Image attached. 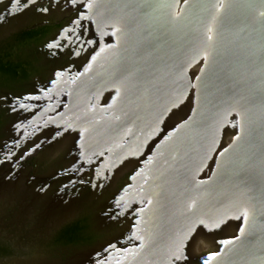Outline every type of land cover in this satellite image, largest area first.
Instances as JSON below:
<instances>
[{
    "label": "water",
    "instance_id": "obj_1",
    "mask_svg": "<svg viewBox=\"0 0 264 264\" xmlns=\"http://www.w3.org/2000/svg\"><path fill=\"white\" fill-rule=\"evenodd\" d=\"M73 1L88 7L100 36L117 32L114 47L100 42L104 51L79 88L89 95L83 115L66 126L81 132L85 159L103 157V175L145 155L116 202L121 215L145 208L137 215L142 244L101 264H174L193 235L219 237L235 225L237 238L195 263L264 264V0ZM111 89L118 102L91 112L90 95ZM38 203L25 218L20 201H0V227L16 224L41 242L49 219L38 216Z\"/></svg>",
    "mask_w": 264,
    "mask_h": 264
},
{
    "label": "flooded vegetation",
    "instance_id": "obj_2",
    "mask_svg": "<svg viewBox=\"0 0 264 264\" xmlns=\"http://www.w3.org/2000/svg\"><path fill=\"white\" fill-rule=\"evenodd\" d=\"M89 16L88 7L73 0H0V201H20L25 218L32 213L31 203L39 202L38 216L49 219L38 243L26 240L28 230L16 224L0 227V248L9 252L0 255V264L9 259L19 264H101L109 255L142 244L137 215L145 208L121 215L116 202L142 168L145 155L103 175V157L85 159L81 132L66 126L83 115L79 109L89 95L79 88L87 86L82 81L104 51L100 42L106 41L108 48L116 45L117 30L100 36ZM119 97L114 89L93 93L88 108L109 109ZM211 171L206 169L199 180L208 179ZM73 222L86 226L83 241L52 247V237ZM240 232L235 225L224 228L219 237L197 233L184 248V257L173 263L196 264L217 253L219 242L237 238ZM70 250L77 252L73 259L62 256ZM36 252L63 258L41 263L32 259Z\"/></svg>",
    "mask_w": 264,
    "mask_h": 264
},
{
    "label": "trees",
    "instance_id": "obj_3",
    "mask_svg": "<svg viewBox=\"0 0 264 264\" xmlns=\"http://www.w3.org/2000/svg\"><path fill=\"white\" fill-rule=\"evenodd\" d=\"M86 226L80 222H73L60 230L50 242L52 247L77 246L83 241L82 233ZM9 252L0 248V255L5 256Z\"/></svg>",
    "mask_w": 264,
    "mask_h": 264
}]
</instances>
